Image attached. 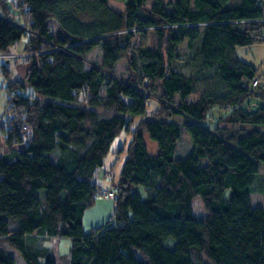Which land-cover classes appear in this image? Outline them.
Segmentation results:
<instances>
[{"label": "trees", "instance_id": "obj_1", "mask_svg": "<svg viewBox=\"0 0 264 264\" xmlns=\"http://www.w3.org/2000/svg\"><path fill=\"white\" fill-rule=\"evenodd\" d=\"M9 1L0 0V54L29 35L23 54L33 63L26 82L39 97L9 80L0 124V145L11 153L0 157V242L23 264H56L40 260L34 234L71 238L69 264H264V208L253 207L250 197L264 163V97L252 87L258 70L236 55L237 47L264 41V22L240 23L264 19L263 0H175L169 11L164 0H115L125 4L124 14L110 0ZM52 19L60 34L51 31ZM148 29L157 46L140 47L130 59L138 80L118 79L112 73L130 55L134 30ZM181 44L188 53L179 52ZM95 48L102 62L88 68L85 56ZM197 86L201 93L190 102ZM157 91L161 108L143 119ZM254 100L256 107L247 110ZM216 106L232 109L227 122L254 130L208 129L202 122ZM98 109L113 114L104 117ZM126 116L141 120L113 216L86 234L83 217L98 197L97 171L128 127ZM184 130L193 149L178 158ZM145 135L156 143L155 153ZM18 144L24 149L15 150ZM134 186L147 188V198L132 192ZM198 196L203 219L194 214ZM30 237L35 240L28 244ZM0 264L18 262L0 247Z\"/></svg>", "mask_w": 264, "mask_h": 264}, {"label": "rangeland", "instance_id": "obj_2", "mask_svg": "<svg viewBox=\"0 0 264 264\" xmlns=\"http://www.w3.org/2000/svg\"><path fill=\"white\" fill-rule=\"evenodd\" d=\"M232 1V3H236L237 0ZM9 2L12 3V0H10ZM174 2L175 0H164V4L167 5L168 11L172 9L171 4ZM108 4L115 11L122 14L125 13L124 3L115 0H110ZM151 4V1H149L147 6L150 7ZM53 21L54 22H50L49 24L51 31L55 34H60V30L56 21ZM198 29L199 31H204V28L202 26H199ZM134 34V38L130 40V55L120 60L112 73L115 77H118V79L124 81L133 80L136 82L139 78V72L130 63V59L136 57L137 49L140 47L156 48L157 46V37L154 31L150 29L139 33L137 31H134ZM28 41L29 35H25L20 40V42L10 48V55H17L18 57H12L10 59H0V115H2L4 107L7 104V87L9 80L19 81L22 84L26 85L27 89L25 90V94H32L33 96L39 97L35 90L26 82V75L28 73V70L32 66L33 60L29 57H23L21 55H23L24 49L28 44ZM178 49L181 53H188V49L185 44L179 45ZM236 55L240 60L251 64L258 70V77L261 78V82L260 85L255 88V91L261 93V95H263L262 97H264V41L257 42L247 47H237ZM102 56L103 54L100 48L93 49L90 53L85 56L86 66L89 68L95 65H100L102 62ZM5 69H7L9 72L8 79L5 77ZM104 91L105 88H103L102 94H104ZM159 93L160 91H157L156 94H153V96L148 99L146 114L144 117H142L143 119L152 118V115L161 108L160 100L158 98ZM200 93L201 87L197 86L196 93H192L188 97V100L190 102H195L198 99ZM81 99L83 100V97H81ZM256 103L257 101L251 102L250 104L245 105V108H247V110L254 109L256 107ZM98 111L104 117H108L113 114L112 111L102 109H98ZM231 114V108L219 106L213 107L209 110L206 119L202 122V125H204L210 130L216 129L217 127L218 130H223L224 127L227 129V132L229 134L231 133L232 135H241L254 130V127L250 125H242L236 122H227ZM126 117L129 119L128 127L124 128L114 138L109 153L104 159V164L100 168L98 176L96 177L97 183H101L102 171L107 170L113 172V174L116 176V180L119 179L123 164L128 156L127 154L132 139V131L137 128L139 121L141 120L140 116ZM174 120L180 123L185 122V119L181 116L174 117ZM261 130H264V127H262ZM145 142L151 153H155L157 151L156 143L150 138H148L147 135H145ZM24 147V144H18L15 145L14 148L15 150H23ZM192 148L193 144L191 142L190 136L184 130L182 138L178 142L176 156L178 158H184L188 154H190ZM3 155L10 156L11 153L8 148L0 145V157H2ZM206 164L207 161L205 159H201V165L205 166ZM107 190H104V192H106ZM132 192L140 194V196L144 199L147 198L148 190L144 186H134L132 187ZM231 194V190L228 189L225 192V197L229 199L231 197ZM250 197L253 207L264 208V163L260 164L259 173L253 185ZM39 198L41 205L45 207L46 203L44 190L39 191ZM113 201L114 197L101 194L96 198L95 203L86 209L83 217V230L86 234L91 233L92 230L98 227L106 225L108 221L111 220V217L113 216ZM108 202L110 203L109 207L104 205ZM193 209L194 214L197 218L203 219L206 217L207 212L203 205L202 199L199 196L196 197L193 201ZM34 237L38 239L36 245L39 244V246H37V249L34 248V250L38 254L41 261H45L48 258H53L56 261V264H69L72 246L71 238L41 237L37 234H34ZM31 239L32 237L28 238V244L31 243ZM166 244L170 248H173L175 245V240L173 238H170ZM0 247L6 248L8 251L12 252L18 264H23V259L20 254L14 253V251H12L6 243L0 242Z\"/></svg>", "mask_w": 264, "mask_h": 264}, {"label": "built area", "instance_id": "obj_3", "mask_svg": "<svg viewBox=\"0 0 264 264\" xmlns=\"http://www.w3.org/2000/svg\"><path fill=\"white\" fill-rule=\"evenodd\" d=\"M263 5H264V0H263ZM256 22H264V19H260V20H242L240 21V23H243V24H250V23H256ZM195 26H199L197 24H195ZM135 31V30H134ZM23 57H27L28 55L27 54H23L21 55ZM12 57H18L17 55H10V54H0V59L4 58V59H10ZM261 78L259 79H256L255 81H253L252 83V87L253 88H256L258 87V85H260V80ZM105 177L107 179H109V181L112 183V186L110 188V190H107L106 192H104V190L100 189L98 191V194L97 196L101 195V194H105V195H108V196H116V193H117V180H116V176L113 174L112 171H108L105 173Z\"/></svg>", "mask_w": 264, "mask_h": 264}, {"label": "crops", "instance_id": "obj_4", "mask_svg": "<svg viewBox=\"0 0 264 264\" xmlns=\"http://www.w3.org/2000/svg\"><path fill=\"white\" fill-rule=\"evenodd\" d=\"M50 22H54L53 20H50L49 22H48V24H50ZM50 26V25H49ZM0 124H1V115H0ZM193 149V148H192ZM99 170H100V168L98 169V171H97V174H96V177L98 176V172H99ZM106 172H108V170L107 171H102V179H101V183H97L98 184V188H99V190L100 189H102V190H110V188H111V186H112V183L109 181V179H107L106 177H105V173ZM117 182H118V180H117ZM100 184H102V185H100ZM106 185V186H105ZM104 205H106L107 207H109V205H110V203L108 202V203H106V204H104ZM107 216V215H106Z\"/></svg>", "mask_w": 264, "mask_h": 264}]
</instances>
